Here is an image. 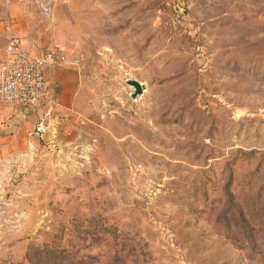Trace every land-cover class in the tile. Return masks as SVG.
<instances>
[{
	"label": "rangeland",
	"instance_id": "rangeland-1",
	"mask_svg": "<svg viewBox=\"0 0 264 264\" xmlns=\"http://www.w3.org/2000/svg\"><path fill=\"white\" fill-rule=\"evenodd\" d=\"M10 3L81 82L0 158V264H264V0Z\"/></svg>",
	"mask_w": 264,
	"mask_h": 264
},
{
	"label": "crops",
	"instance_id": "crops-1",
	"mask_svg": "<svg viewBox=\"0 0 264 264\" xmlns=\"http://www.w3.org/2000/svg\"><path fill=\"white\" fill-rule=\"evenodd\" d=\"M12 37H18L34 57L44 51L47 43L44 36L28 30L22 10L15 3L0 6V62L6 56L5 48ZM44 75L51 87V101L46 105L28 109L19 105L0 104V158L5 150L21 149L30 138L37 136L34 134L35 124L47 109L52 111L48 130H57L61 124L66 123L67 115L79 97L81 81L78 72L63 65L47 68ZM45 135L38 137L43 138Z\"/></svg>",
	"mask_w": 264,
	"mask_h": 264
},
{
	"label": "built area",
	"instance_id": "built-area-1",
	"mask_svg": "<svg viewBox=\"0 0 264 264\" xmlns=\"http://www.w3.org/2000/svg\"><path fill=\"white\" fill-rule=\"evenodd\" d=\"M6 56L0 62V104L19 105L28 109L44 106L51 101V87L44 71L49 67L67 64L65 55L54 48L32 56L18 37H12L5 48ZM79 59L71 64H76ZM52 111L47 109L38 117L34 134L48 130Z\"/></svg>",
	"mask_w": 264,
	"mask_h": 264
},
{
	"label": "water",
	"instance_id": "water-1",
	"mask_svg": "<svg viewBox=\"0 0 264 264\" xmlns=\"http://www.w3.org/2000/svg\"><path fill=\"white\" fill-rule=\"evenodd\" d=\"M127 84L134 89V92L132 93V97H136V95H141L145 88V86L139 83L137 80H129ZM53 130L54 129L52 128L47 130L48 132L47 131L45 132L46 133L45 137L50 136L53 133Z\"/></svg>",
	"mask_w": 264,
	"mask_h": 264
},
{
	"label": "trees",
	"instance_id": "trees-1",
	"mask_svg": "<svg viewBox=\"0 0 264 264\" xmlns=\"http://www.w3.org/2000/svg\"><path fill=\"white\" fill-rule=\"evenodd\" d=\"M231 180H232V176H231ZM231 182V181H230ZM230 188H231V185H230V183L228 184V192H229V194H230V197H233L232 196V193H231V191H230ZM236 209H237V216H239L241 219H243L244 218V213L241 211V210H239V208L238 207H236Z\"/></svg>",
	"mask_w": 264,
	"mask_h": 264
}]
</instances>
